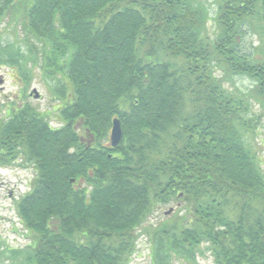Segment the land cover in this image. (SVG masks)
I'll return each instance as SVG.
<instances>
[{"label": "trees", "instance_id": "1", "mask_svg": "<svg viewBox=\"0 0 264 264\" xmlns=\"http://www.w3.org/2000/svg\"><path fill=\"white\" fill-rule=\"evenodd\" d=\"M215 2L212 16L202 0H0L16 35L0 33V66L26 84L38 68L60 102L46 113L13 99L0 114V168L35 172L14 203L29 242L0 235V264H131L141 236L151 264H202L205 250L212 264H264L251 114L264 100V0ZM234 75L251 93L225 84Z\"/></svg>", "mask_w": 264, "mask_h": 264}, {"label": "rangeland", "instance_id": "2", "mask_svg": "<svg viewBox=\"0 0 264 264\" xmlns=\"http://www.w3.org/2000/svg\"><path fill=\"white\" fill-rule=\"evenodd\" d=\"M25 3L29 5L33 0H23ZM210 9L212 16H215L216 11V2L215 0H202ZM13 26L15 25V21L12 22ZM9 27V20L6 19L0 25V33H2V39L4 41H13L16 39V35L12 30V27L8 30H4L6 27ZM215 29L214 22L211 23L210 32L212 33ZM258 39L256 35L249 34L246 36V47L250 48L252 44H257ZM32 64L30 63V66ZM0 73L6 75V83L4 92L0 93V105L3 109L4 113L7 106L10 103L17 101L15 106L22 105L23 103H29L33 106L38 107L40 111H47L48 113L53 108H57L60 105L58 100H52L50 93L48 92V87L44 83V77H42L38 68L34 69V81L31 83H24L21 79V74L17 67L1 64ZM220 75H223L224 72L219 71ZM225 84L233 91H241L244 93H251L253 90V83L245 76H232L226 77ZM33 88H37L41 94V98L39 100L30 98L28 95L32 92ZM13 99H16L15 101ZM251 103L252 115L257 118V126L260 131V135L255 139V145L260 150V157L263 163L264 168V100H255L253 98ZM48 119L52 123L53 126H59V119L55 116V114H49ZM35 176V172L31 168H0V235L3 240L10 247H23L28 242L29 239L24 235L23 225L19 221V217L14 208L15 200L22 197L30 190V185ZM178 204L174 203L165 208H162L152 218L153 223H159L160 221H164L166 217L170 216V214H166L170 209L173 212L178 208ZM172 212V213H173ZM148 238L141 236L138 239V248L139 251L134 255V258L131 264H151V256H150V248L148 243ZM198 260L202 264H212L213 258L211 256L210 251L205 250V256L199 255ZM3 264H11L7 261H4ZM174 264H185L181 261H175Z\"/></svg>", "mask_w": 264, "mask_h": 264}, {"label": "water", "instance_id": "3", "mask_svg": "<svg viewBox=\"0 0 264 264\" xmlns=\"http://www.w3.org/2000/svg\"><path fill=\"white\" fill-rule=\"evenodd\" d=\"M34 93L36 95V98L40 96L37 89H34ZM122 137H123V130L121 126V121L119 118H114L111 134H110L111 145L113 147H116L121 142ZM171 211L172 210H170L168 213H170Z\"/></svg>", "mask_w": 264, "mask_h": 264}, {"label": "flooded vegetation", "instance_id": "4", "mask_svg": "<svg viewBox=\"0 0 264 264\" xmlns=\"http://www.w3.org/2000/svg\"><path fill=\"white\" fill-rule=\"evenodd\" d=\"M0 68H2V67L0 66ZM6 81H7V79H6V75L0 73V93L4 92ZM28 96H29L30 98H34V95H31V92L29 93ZM57 108H58V107H57ZM57 108H54V109L56 110Z\"/></svg>", "mask_w": 264, "mask_h": 264}]
</instances>
